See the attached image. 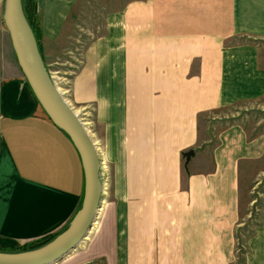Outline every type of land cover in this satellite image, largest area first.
Listing matches in <instances>:
<instances>
[{
    "label": "crops",
    "instance_id": "1",
    "mask_svg": "<svg viewBox=\"0 0 264 264\" xmlns=\"http://www.w3.org/2000/svg\"><path fill=\"white\" fill-rule=\"evenodd\" d=\"M74 3L35 0L44 41L60 40ZM104 26L60 93L79 118L89 115L88 135L112 167V191L61 261L234 264L238 161L263 146L232 125L215 134L209 153L197 149L196 118L264 96V0H126L105 14ZM82 192L68 136L19 70L2 76L0 251L63 230ZM241 264H264V215Z\"/></svg>",
    "mask_w": 264,
    "mask_h": 264
},
{
    "label": "rangeland",
    "instance_id": "2",
    "mask_svg": "<svg viewBox=\"0 0 264 264\" xmlns=\"http://www.w3.org/2000/svg\"><path fill=\"white\" fill-rule=\"evenodd\" d=\"M3 1L0 0V78L19 70L2 19ZM125 1L75 0L62 29L60 40L49 42L44 41L42 37L38 28L37 17L31 11L30 0H21V5L23 4L26 9L27 16L30 19L32 18V26L36 27V29H33L37 37L44 65L48 69L59 92L61 90L65 91L63 88L68 85L69 78L72 77L79 63L82 50L94 37L103 34L105 14L118 9ZM233 42V39L224 40V44ZM84 110L88 111L86 106ZM87 118L84 115V119L80 118V120L83 123L85 122L84 126L88 134L90 133V129L88 128V124H86ZM196 121L199 146L197 149L205 147L209 153L212 145L215 142L218 143V137L215 138V134H221L223 132L222 129H226L232 125H236L242 129L247 142H260L262 144L261 147L263 146L262 152L257 156L240 158L238 161L240 197L234 233L236 241L234 264H241L245 251V241L252 234L261 216L264 215V96L238 101L216 110L198 114ZM257 147L261 148L260 146ZM96 152L100 161L99 177L103 183V196L109 198L112 191V167L110 162L105 158L103 151L99 149V146ZM96 222L97 218L94 223ZM27 248V244H24L19 246L13 245L5 249L9 252H14L27 250ZM68 255L65 258H70ZM63 259L61 260L63 261ZM61 260L55 264H65Z\"/></svg>",
    "mask_w": 264,
    "mask_h": 264
},
{
    "label": "water",
    "instance_id": "3",
    "mask_svg": "<svg viewBox=\"0 0 264 264\" xmlns=\"http://www.w3.org/2000/svg\"><path fill=\"white\" fill-rule=\"evenodd\" d=\"M2 19L16 63L33 96L50 122L68 136L78 153L83 192L79 207L63 230L35 248L0 251V264H55L80 245L97 218L103 199L100 161L83 122L66 103L44 65L22 11L21 0H4ZM190 154L191 151L186 152L185 156Z\"/></svg>",
    "mask_w": 264,
    "mask_h": 264
},
{
    "label": "trees",
    "instance_id": "4",
    "mask_svg": "<svg viewBox=\"0 0 264 264\" xmlns=\"http://www.w3.org/2000/svg\"><path fill=\"white\" fill-rule=\"evenodd\" d=\"M29 3H30V5H31V11H32V13H34V15H35V0H30ZM22 11H23L24 16H25V18H26V21L28 22V24H29V26H30V28H31V30H32V32H33V34H34V37H35V40H36V43H37V48H38L39 53H40L39 44H38V42H37V37H36V35H35V31H34V29H33V28L36 29V27H35V26H32V24H31L32 18L30 19V18L27 16V14H26V9L24 8L23 4H22ZM56 234H57V233H56ZM54 235H55V234L47 235V236H45V237H43V238H40V239H38V240H35V241H33V242L28 243V244H27V247H28L27 249H29V248L32 249V248H35V247H37V246H40V245L46 243V242L49 241Z\"/></svg>",
    "mask_w": 264,
    "mask_h": 264
},
{
    "label": "bare ground",
    "instance_id": "5",
    "mask_svg": "<svg viewBox=\"0 0 264 264\" xmlns=\"http://www.w3.org/2000/svg\"><path fill=\"white\" fill-rule=\"evenodd\" d=\"M75 113H76V112H75ZM76 114H77V113H76ZM83 124H85V123H83ZM94 222H95V221H94ZM94 222H93L92 224H95ZM92 226H93V225H92ZM85 238H86V237H84V239H85Z\"/></svg>",
    "mask_w": 264,
    "mask_h": 264
},
{
    "label": "built area",
    "instance_id": "6",
    "mask_svg": "<svg viewBox=\"0 0 264 264\" xmlns=\"http://www.w3.org/2000/svg\"><path fill=\"white\" fill-rule=\"evenodd\" d=\"M100 171V170H99ZM103 184V183H102Z\"/></svg>",
    "mask_w": 264,
    "mask_h": 264
}]
</instances>
